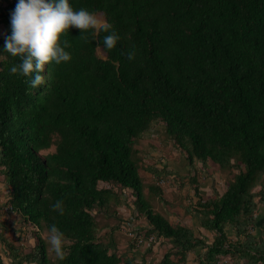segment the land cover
<instances>
[{"label": "trees", "instance_id": "obj_1", "mask_svg": "<svg viewBox=\"0 0 264 264\" xmlns=\"http://www.w3.org/2000/svg\"><path fill=\"white\" fill-rule=\"evenodd\" d=\"M16 3L0 0V53ZM70 3L100 14L121 39L107 49L105 32L81 36L72 26L66 37L71 61L46 65V83L36 88L29 77L10 72L18 57L0 56V175L11 212L34 242L21 254L0 237L10 258L17 264H148L143 252L156 244L142 251L125 234L121 251L120 227L98 222V215L115 216L125 206L145 220L139 235L168 243L155 264H186L190 253L195 264H264V219L257 215L264 206V0ZM157 122L191 169L199 162L232 175L223 193L207 198L195 172L189 176L196 201L186 212L197 215L211 240L171 224L142 195L137 147ZM159 188L148 189L161 198ZM57 199L64 201L63 215L51 207ZM53 223L66 234L63 259H51L39 235Z\"/></svg>", "mask_w": 264, "mask_h": 264}, {"label": "clouds", "instance_id": "obj_2", "mask_svg": "<svg viewBox=\"0 0 264 264\" xmlns=\"http://www.w3.org/2000/svg\"><path fill=\"white\" fill-rule=\"evenodd\" d=\"M72 26L83 30L81 36L88 31L105 32L103 46L107 49L115 48L121 39L111 22L89 8H76L70 0H17L11 12V32L5 37L0 56L18 57V61L10 66V72L29 77L31 85L39 87L46 83V65L71 61V42L66 37ZM128 56L134 58L135 51H129ZM51 207L61 215L65 212L62 199H57ZM48 231L53 251L63 259L66 255L65 232L55 223Z\"/></svg>", "mask_w": 264, "mask_h": 264}, {"label": "rangeland", "instance_id": "obj_3", "mask_svg": "<svg viewBox=\"0 0 264 264\" xmlns=\"http://www.w3.org/2000/svg\"><path fill=\"white\" fill-rule=\"evenodd\" d=\"M101 18L102 16L98 14ZM6 30V29H5ZM0 31L3 34L4 28L0 26ZM98 56L101 58L103 57V53L98 49ZM163 126L161 124L154 123L150 134L145 138V144L148 141V145L151 147H154L156 149L160 148H166L168 147V150L171 149L173 152L177 151L179 154L180 152L175 148L172 142L166 140L163 132ZM178 155V154H177ZM171 156V155H170ZM141 159H143L144 156H140ZM161 159L158 161H154V159H150L149 156H147L148 159L142 162L139 173L142 177V195L144 198L152 205L153 210L156 213H159L163 216H165L168 221L171 224H176L177 222H180L186 226H189L193 229L194 233L199 236L207 237L209 240L212 239V235L199 226V221L197 218V215L194 214L191 216L186 212V209L191 201H196V197L194 196L193 192V184L189 181V179L181 180L177 175L173 177L172 174L171 178L166 177L163 175L164 172H170L171 170H163L161 168L159 171L161 174H155L151 171H147L149 167H154L156 165H160V167L163 166V162H166L167 159H169L168 155L165 157L164 155H160ZM172 157V156H171ZM173 158V157H172ZM194 169H192L195 172V177L197 179L198 188L200 184L207 183L206 191H203L202 193H199L203 198H207L213 195V193L221 194L223 193L224 189L226 188L227 181L231 179L232 175L220 172L217 168L208 166L204 167L199 162H195ZM169 168V167H168ZM237 170H234L232 173L235 174ZM194 174V173H192ZM161 175V176H160ZM194 176V175H191ZM160 180L168 181L167 184L161 185ZM150 185H156L157 187H160L159 189L162 191V197L159 198L156 196V194L149 192V186ZM211 186V187H210ZM213 187V189H211ZM191 199V200H190ZM133 210L131 208H127L125 206L120 207L119 213L115 216L105 217L103 215H98L97 219L101 226L108 225L110 227H114L117 229V227H120V230H115V235L117 238V241L119 243L120 250H124L127 248V237L125 236V233L122 229L123 222L126 223V220L124 218H129L130 215L133 217ZM258 218L260 217L259 212L257 213ZM135 216V215H134ZM122 220V221H121ZM137 223L139 227L141 225H145V220L142 217H137ZM103 234V230L100 233ZM39 235L44 239L47 245V252L51 259H55V252L53 251L50 242H49V232L45 230V228L42 226V230L39 232ZM12 239L16 242V247H19L21 254L28 253L29 250L32 248L34 242H33V235L32 231H20L19 233H12L10 235ZM156 247L153 251L150 252H143L144 256L148 260V264H155L161 259V256L168 250V243L163 241L156 243ZM144 248H142V251ZM139 255L137 253V256L139 258ZM186 264H195V254L190 253L188 262Z\"/></svg>", "mask_w": 264, "mask_h": 264}, {"label": "crops", "instance_id": "obj_4", "mask_svg": "<svg viewBox=\"0 0 264 264\" xmlns=\"http://www.w3.org/2000/svg\"><path fill=\"white\" fill-rule=\"evenodd\" d=\"M0 35H2L0 31ZM151 131L147 132L143 135L141 138L139 145L137 149H140L139 155L144 156L143 161H145L147 156H149L150 159H154V161H158L161 159L160 155H164L165 157L168 155L169 159L166 160V162H163L164 167H160V165H156L154 167L147 168V171H159V168H167L170 169L172 173L177 175L179 179L186 180L189 179L190 175H193V170L188 166L187 161L185 158L179 154L177 151H172L171 149L168 150V147L166 148H160L156 149L154 147H151L148 145V141L145 144V138L150 134ZM178 154V155H177ZM173 157H171V156ZM169 167V168H168ZM161 173V172H160ZM211 187V186H210ZM207 183H202L199 186L200 192L206 191ZM213 189V187L211 188ZM214 191V189H213ZM203 194V193H202ZM8 203V191L7 186L4 182L3 176L0 175V206L6 205ZM258 212L260 214L259 219H264V206H260L258 208ZM257 212V213H258ZM126 221L129 220V222H133V217L124 218ZM122 221V220H121ZM124 223V222H123ZM123 226V224H122ZM20 231H25L22 224L21 219L16 213L13 212H4L0 214V237L4 238L5 240L13 243V245H16V242L12 237L10 236L12 233H19ZM107 231V229H104L103 232ZM0 264H17L16 261H13L8 251L5 248V244L2 242L0 238Z\"/></svg>", "mask_w": 264, "mask_h": 264}, {"label": "built area", "instance_id": "obj_5", "mask_svg": "<svg viewBox=\"0 0 264 264\" xmlns=\"http://www.w3.org/2000/svg\"><path fill=\"white\" fill-rule=\"evenodd\" d=\"M168 181L160 180L161 185L167 184ZM12 208L10 205H2L0 206V214L4 212H11ZM139 225L137 223V220L133 218V222H129V220L126 221V223H123L122 229L123 232L126 234L127 237L130 239H136L137 246H140L141 248L150 247L151 245H155L157 242L153 236H143L139 235L138 232ZM153 245V246H154Z\"/></svg>", "mask_w": 264, "mask_h": 264}]
</instances>
